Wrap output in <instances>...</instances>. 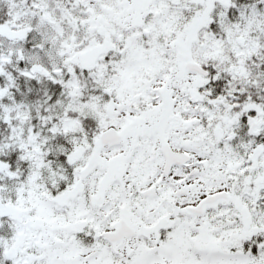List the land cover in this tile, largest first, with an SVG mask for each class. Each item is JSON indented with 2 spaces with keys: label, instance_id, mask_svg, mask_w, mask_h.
Listing matches in <instances>:
<instances>
[{
  "label": "snow or ice",
  "instance_id": "snow-or-ice-1",
  "mask_svg": "<svg viewBox=\"0 0 264 264\" xmlns=\"http://www.w3.org/2000/svg\"><path fill=\"white\" fill-rule=\"evenodd\" d=\"M0 264H264V0H0Z\"/></svg>",
  "mask_w": 264,
  "mask_h": 264
}]
</instances>
